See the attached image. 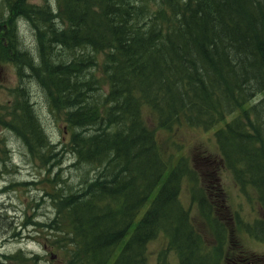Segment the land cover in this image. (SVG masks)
<instances>
[{
    "label": "trees",
    "instance_id": "obj_1",
    "mask_svg": "<svg viewBox=\"0 0 264 264\" xmlns=\"http://www.w3.org/2000/svg\"><path fill=\"white\" fill-rule=\"evenodd\" d=\"M58 7L50 38L33 58L44 63L51 103L65 102L75 168L86 166L78 187L56 175V211L70 222L73 263L149 264L147 243L162 232L178 264H212L178 200L185 161L167 169L141 108H150L161 128L216 126L235 179L252 185L264 207V94L254 100L264 92V0H58ZM28 60L19 75L38 67ZM17 90L14 130L29 151L44 152L45 129L27 93ZM242 106L243 116L234 115Z\"/></svg>",
    "mask_w": 264,
    "mask_h": 264
},
{
    "label": "rangeland",
    "instance_id": "obj_2",
    "mask_svg": "<svg viewBox=\"0 0 264 264\" xmlns=\"http://www.w3.org/2000/svg\"><path fill=\"white\" fill-rule=\"evenodd\" d=\"M45 5L51 10L49 15L39 9ZM60 12L58 0H0V264H75L69 219L61 213L58 216L56 211L61 205L57 193L60 180L56 175L66 177L72 187H78L86 166L75 168L76 158L70 144L73 133L65 124V102L51 103L53 89L42 76L44 63L33 58L43 38H50V19ZM12 36L13 54L6 48L7 39ZM28 56L38 67L30 69L28 75H19L17 67L28 66ZM94 70L97 84L104 92L107 89L104 74L97 66ZM19 87L27 93L47 134L49 146L44 152L29 151L23 136L12 125V114L17 116L13 107ZM243 107L235 114L243 116ZM141 114L154 133L157 149L167 159V169L169 163L177 166V161H185L179 200L188 210L202 251H208L212 262L219 264L230 240L234 242L232 246L239 242L262 250L264 239L255 238L254 234L261 233L255 224L262 216L263 204L253 186H239L223 161L214 136L217 127L205 129L182 122L170 129L161 128L146 105L142 106ZM227 116L231 118L232 114ZM107 128L114 130L108 124L104 129ZM95 174L96 171L89 170V176ZM198 192L209 202L208 209L195 197ZM179 235L175 234V238ZM146 255L149 264L179 263L176 248L170 246L162 232L148 241Z\"/></svg>",
    "mask_w": 264,
    "mask_h": 264
},
{
    "label": "flooded vegetation",
    "instance_id": "obj_3",
    "mask_svg": "<svg viewBox=\"0 0 264 264\" xmlns=\"http://www.w3.org/2000/svg\"><path fill=\"white\" fill-rule=\"evenodd\" d=\"M232 244L234 242L230 240L219 264H264V248L258 251L239 242L234 246Z\"/></svg>",
    "mask_w": 264,
    "mask_h": 264
},
{
    "label": "bare ground",
    "instance_id": "obj_4",
    "mask_svg": "<svg viewBox=\"0 0 264 264\" xmlns=\"http://www.w3.org/2000/svg\"><path fill=\"white\" fill-rule=\"evenodd\" d=\"M20 33V32H19ZM22 49V48H21ZM18 50V49H17ZM18 52L20 53L21 51L18 50ZM30 67V65H28ZM67 153V152H66Z\"/></svg>",
    "mask_w": 264,
    "mask_h": 264
}]
</instances>
